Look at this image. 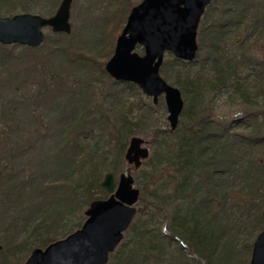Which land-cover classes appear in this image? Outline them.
I'll list each match as a JSON object with an SVG mask.
<instances>
[{"label": "trees", "instance_id": "obj_1", "mask_svg": "<svg viewBox=\"0 0 264 264\" xmlns=\"http://www.w3.org/2000/svg\"><path fill=\"white\" fill-rule=\"evenodd\" d=\"M43 3L54 13L61 0H0V17L32 14ZM134 7L111 0L91 44L56 34L40 49L0 46V100L16 65L51 63L32 97L0 101V264H25L32 250L82 228L90 203L108 197L102 175L124 151L129 119L116 93L104 92L119 87L105 67ZM200 26L197 61L169 55L160 70L182 93L189 123L152 129L158 150L140 171L148 181L138 214L109 264H249L263 231L264 61L251 51L264 40V0H214ZM134 87L138 93L125 88ZM210 97L244 107V117L226 123L196 114L194 105L208 106ZM48 106L59 119L53 130L39 116Z\"/></svg>", "mask_w": 264, "mask_h": 264}, {"label": "water", "instance_id": "obj_2", "mask_svg": "<svg viewBox=\"0 0 264 264\" xmlns=\"http://www.w3.org/2000/svg\"><path fill=\"white\" fill-rule=\"evenodd\" d=\"M213 1L143 0L131 10L105 67L115 83L137 86L153 105L164 98L171 131L179 129L185 103L180 90L165 82L160 70L166 55L185 63L197 61L200 24ZM74 2L63 0L52 18L34 14L0 17V46L40 49L45 45L47 29L70 36ZM137 49L144 51L143 56ZM145 144L137 136L129 143L125 159L136 170L150 156ZM101 186L109 196L90 203L82 228L43 249L32 250L25 264H109L138 214L141 191L128 171L117 182L113 173H107ZM249 263L264 264V228L255 240Z\"/></svg>", "mask_w": 264, "mask_h": 264}, {"label": "rangeland", "instance_id": "obj_3", "mask_svg": "<svg viewBox=\"0 0 264 264\" xmlns=\"http://www.w3.org/2000/svg\"><path fill=\"white\" fill-rule=\"evenodd\" d=\"M110 1L111 0H75L73 6H72V12H71V25H72V34L75 35L76 39L80 40L79 42L84 43H93L95 38L99 35L101 32V29L104 25V17L106 13L108 12L110 8ZM133 5L139 4L141 0H131ZM63 0H61V3ZM60 3V4H61ZM141 4V3H140ZM139 4V5H140ZM138 5V6H139ZM35 6L37 8V11L32 12L34 15H38L40 17L44 18H52L56 13L57 9L53 11H50L47 9V5L45 3ZM31 14V15H32ZM46 33V39L54 40L56 34L52 33L51 30H45ZM253 49L251 51V57H254L257 59V61L263 62L264 61V40L260 44H254ZM22 48V47H21ZM25 48V47H23ZM15 53L23 55L24 52H22V49L16 50ZM137 53L141 56H143L144 51L142 49H137ZM168 56L166 55L165 60H168ZM25 62L24 60L20 63L22 64ZM27 62V61H26ZM19 64V63H18ZM51 63L44 62V66L40 64L35 65H24L14 68L13 71H15L14 80L11 85L12 88H9L8 91L2 93V100L0 101H8L11 98H17L18 100H25L26 97H32L33 93L38 89V84L43 81V75L46 74V72L50 71ZM55 67L52 68V70L57 69L59 66L58 64H52ZM197 66L193 67L192 69L196 72ZM184 79V78H183ZM119 85L118 88H106L104 92H108L109 95L115 94V98L118 99V103L123 107V112L126 113L129 123L126 126V130H124L125 134V141H127L126 146L124 147V151L121 154L120 158H116V151L113 155L110 156V159L113 158L114 162L108 161L105 170L113 173L116 180L119 179V176L123 173L130 172L131 175L134 178L135 181V187L141 190V185L143 186L145 183H147V178L144 177L141 174V169L148 171L150 170V165L148 160H145L141 167L137 168V170L134 168V166H131L128 164L127 159H125L127 147L129 146V143L132 138L134 137H140L144 139V141L147 143L144 145V148L150 149V155L153 154L154 151L158 150V147H154L151 143L150 135L151 131L154 128H161L163 130H170L169 122H168V113H167V107L164 101V98H161L159 100V103L155 106L153 105L152 99L148 98L146 95L142 94L141 91L138 93L133 89H127L125 88L128 84H117ZM130 85V84H129ZM133 86V85H131ZM134 90V91H133ZM115 91V92H114ZM193 95L190 96L192 99ZM67 99H63L62 102H65ZM209 102L208 106L206 105L205 101L204 103H197V105H194L193 110L196 114L199 116H204L205 114L209 115H217L220 122H232L233 120L240 119L244 117V107H239V105H230L227 104L226 98H223L220 103L214 104L212 101V97H210L208 100ZM66 107L61 105V107L66 111L68 100L66 102ZM50 107L48 106V109ZM208 109L211 111V114L205 111ZM41 117V122L43 124V127L45 130L49 128V130L56 129V121L58 119V116L52 114V110L49 109V111H40L39 113ZM60 118V117H59ZM144 120V122L150 123L152 128H146L143 127V124L138 127V121ZM184 122V123H183ZM28 123V122H27ZM187 125L189 122L184 120V118H181L180 124ZM180 125V126H181ZM182 125V126H183ZM29 128H32L29 126ZM182 128V127H181ZM21 132V131H20ZM127 132V134H126ZM53 142V141H52ZM52 142H49L51 144ZM49 144L47 146H49ZM157 149V150H156ZM161 149V148H159ZM150 157V156H149ZM116 158V159H115ZM149 159V158H148ZM115 163V164H114ZM104 170V171H105ZM105 173L102 175V180L105 177ZM96 193V192H93ZM101 193V190L99 191ZM98 195V193H97ZM104 193H101V197L104 196ZM138 207V205H137ZM250 264V263H249Z\"/></svg>", "mask_w": 264, "mask_h": 264}, {"label": "flooded vegetation", "instance_id": "obj_4", "mask_svg": "<svg viewBox=\"0 0 264 264\" xmlns=\"http://www.w3.org/2000/svg\"><path fill=\"white\" fill-rule=\"evenodd\" d=\"M115 180H116V178H115ZM118 180H116V182H117Z\"/></svg>", "mask_w": 264, "mask_h": 264}]
</instances>
